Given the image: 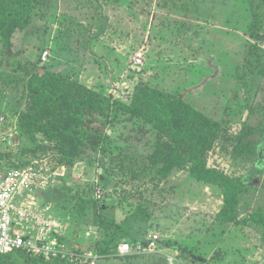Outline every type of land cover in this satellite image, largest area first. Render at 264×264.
<instances>
[{
  "label": "rangeland",
  "instance_id": "1",
  "mask_svg": "<svg viewBox=\"0 0 264 264\" xmlns=\"http://www.w3.org/2000/svg\"><path fill=\"white\" fill-rule=\"evenodd\" d=\"M195 2L194 8L184 12L172 5L173 0H50L43 15H35L27 29L13 34L10 48L0 42V59L5 61L13 54L19 61L34 60L47 50L40 66L125 103L136 84L179 94L224 128L207 154V165L244 183L240 216L256 209L264 212V80L254 81L258 71L250 72L245 64L246 43L254 44L247 32L251 13L242 0ZM14 107L13 101L0 99V132L19 133L14 135L11 153L20 155L21 149H28L26 158L42 156L37 148L43 137L21 132ZM244 125L260 128L252 135L256 150L234 157V136ZM107 132L114 149L127 152L151 140L144 139L140 122L117 120ZM55 168L59 169L53 184L41 195L44 200L56 205L59 198L67 202L60 193L72 187L86 199L107 202L118 221L138 202L146 210V219L130 220L128 237L120 241L146 245L157 235L150 254L113 255L97 264H167L168 260L175 264H264L257 230L217 222L220 193L192 178L186 169L175 170L165 185H159V191L135 182L122 183L132 193L127 200L124 189L101 187L102 169L97 163L78 161L71 167ZM119 177L113 175L118 181ZM66 211L63 218L55 210L67 220L65 236L73 238L69 239L72 248L85 250L89 242L85 232L97 230L88 217L80 221Z\"/></svg>",
  "mask_w": 264,
  "mask_h": 264
},
{
  "label": "trees",
  "instance_id": "2",
  "mask_svg": "<svg viewBox=\"0 0 264 264\" xmlns=\"http://www.w3.org/2000/svg\"><path fill=\"white\" fill-rule=\"evenodd\" d=\"M97 1L94 0L95 3ZM49 2L0 0V42L3 46L10 48L13 34L27 29L35 15H43ZM242 2L251 13L247 32L254 40V44L246 43L248 57L245 64L250 72L254 68L256 70L252 73L258 71L254 81L264 80V0ZM172 5L185 12L194 8L196 2L173 0ZM45 60L39 56L34 60L19 61L13 54L5 61L0 59V99L14 102L18 127L23 134L31 137L40 134L44 139L41 147L37 148L43 155H37V158H26L28 149H21L18 155L11 153L14 145L1 147V171L23 167L35 159L44 160L51 168L71 167L78 161L97 163L102 169L99 174L101 187L124 189V197L131 200L132 193L126 191L122 183L135 182L159 191V185H165L175 170L186 169L192 178L215 187L220 193L222 203L215 220L256 229L264 247V212L256 209L244 217L240 216V195L245 188L244 183L238 177L207 165L208 152L225 132L219 121L196 109L179 94L146 84L134 85L128 102H122L79 81L67 79L50 67L40 66V61ZM117 120L140 122L144 128V139L151 140H147L141 149L131 148L128 152L120 147L114 149L107 128ZM259 130L251 125L242 126L234 136L232 156L249 155L255 151L252 135ZM115 174L120 175L119 181L113 178ZM82 193L68 187L60 193L67 202H61V198L57 205L52 200L47 202H51L63 218H66V210L75 213L80 221L88 217L97 233L93 232L89 237L85 249L101 255L99 261L109 260L113 255L125 258V255L117 254V245L123 237H128L130 220L146 219V210L135 202L129 213L118 221L107 202L94 197L86 199ZM70 238L64 237L65 240ZM125 241L131 246L139 243ZM0 264L79 263L59 258L45 259L16 249L1 253Z\"/></svg>",
  "mask_w": 264,
  "mask_h": 264
},
{
  "label": "built area",
  "instance_id": "3",
  "mask_svg": "<svg viewBox=\"0 0 264 264\" xmlns=\"http://www.w3.org/2000/svg\"><path fill=\"white\" fill-rule=\"evenodd\" d=\"M47 53V50L43 51L42 60L46 59ZM15 133L0 132V147L12 146ZM56 169L59 168H51L44 160L35 159L23 167L6 172L0 170V254L20 249L45 259L59 258L79 264H97L100 258L98 253L92 249L72 248L69 240L64 239L67 220L57 216L53 204L41 197L53 184ZM97 196L100 197V193L97 192ZM92 234L85 232V239H89ZM156 239L157 235L154 234L146 245L136 243L131 246L126 241L120 242L117 254L151 253ZM167 264L175 262L168 260Z\"/></svg>",
  "mask_w": 264,
  "mask_h": 264
},
{
  "label": "water",
  "instance_id": "4",
  "mask_svg": "<svg viewBox=\"0 0 264 264\" xmlns=\"http://www.w3.org/2000/svg\"><path fill=\"white\" fill-rule=\"evenodd\" d=\"M100 172H101V169H100Z\"/></svg>",
  "mask_w": 264,
  "mask_h": 264
}]
</instances>
